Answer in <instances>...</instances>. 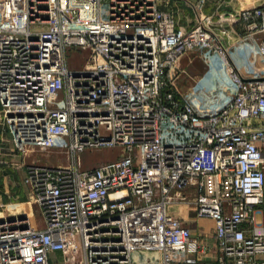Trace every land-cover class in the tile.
Masks as SVG:
<instances>
[{"label":"built area","instance_id":"1","mask_svg":"<svg viewBox=\"0 0 264 264\" xmlns=\"http://www.w3.org/2000/svg\"><path fill=\"white\" fill-rule=\"evenodd\" d=\"M161 1L0 0L2 122L17 150L66 157L26 164L44 226L0 220V264H51L52 251L64 264H136L137 250L194 264L191 229L170 209L187 203L214 221L217 264H264V71H242L230 49L249 39L264 60V0L191 27ZM69 48L91 59L69 67ZM204 48L235 91L201 115L177 82L181 58ZM101 147L120 152L86 167L84 150Z\"/></svg>","mask_w":264,"mask_h":264},{"label":"crops","instance_id":"2","mask_svg":"<svg viewBox=\"0 0 264 264\" xmlns=\"http://www.w3.org/2000/svg\"><path fill=\"white\" fill-rule=\"evenodd\" d=\"M257 2L258 0H162L160 6L173 13L177 26L191 27L195 25L199 16L215 18L217 12H234L243 7L253 6ZM231 22L236 32H241L240 23L234 18ZM56 150L58 149H53L49 153L31 149L25 152L17 150L12 135L0 116V220L22 218L35 227L44 226L41 207L24 183L26 164L34 162L54 164ZM170 209L191 229L195 244L190 248L188 256L195 260L194 264H217L219 250L213 236L214 221L208 217H198L193 203L175 204ZM161 257L159 251L135 252L136 264L157 263ZM49 259L51 264H64L61 251L50 252Z\"/></svg>","mask_w":264,"mask_h":264},{"label":"rangeland","instance_id":"3","mask_svg":"<svg viewBox=\"0 0 264 264\" xmlns=\"http://www.w3.org/2000/svg\"><path fill=\"white\" fill-rule=\"evenodd\" d=\"M38 27L36 24L32 25V29ZM232 40L234 39L232 38ZM232 44V47H230L232 57L238 64L240 63L239 67L242 71L248 69L247 67L260 73L264 71V60L255 57L249 39L244 40L243 45L245 47L243 50H241V46L237 45L236 42H232ZM212 51L213 48H204L186 53L182 58L181 66L183 72L177 82L179 91L193 104L196 111L201 115L218 110L230 101L235 91L234 86L226 76L222 61ZM199 55L206 58L210 64V68L206 72H203V64L197 60ZM90 59L91 53L89 51L76 48L68 49L67 60L69 67H84ZM249 62H252L253 65L247 66V64H251ZM118 149V147L87 148L82 153V159L86 167H90L102 160L116 157ZM52 151L53 149L40 152L49 153ZM54 158V164L66 162L65 155L58 150L54 153ZM48 163L51 164L50 162ZM262 207L264 219V203Z\"/></svg>","mask_w":264,"mask_h":264},{"label":"water","instance_id":"4","mask_svg":"<svg viewBox=\"0 0 264 264\" xmlns=\"http://www.w3.org/2000/svg\"><path fill=\"white\" fill-rule=\"evenodd\" d=\"M197 60L203 64V70H206L207 69L206 63L200 57H197Z\"/></svg>","mask_w":264,"mask_h":264}]
</instances>
